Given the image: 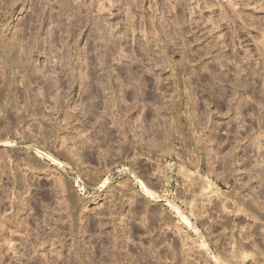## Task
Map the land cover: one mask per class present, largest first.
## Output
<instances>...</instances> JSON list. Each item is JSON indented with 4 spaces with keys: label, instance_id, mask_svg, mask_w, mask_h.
<instances>
[{
    "label": "rangeland",
    "instance_id": "374dc122",
    "mask_svg": "<svg viewBox=\"0 0 264 264\" xmlns=\"http://www.w3.org/2000/svg\"><path fill=\"white\" fill-rule=\"evenodd\" d=\"M221 263L264 264V0H0V264Z\"/></svg>",
    "mask_w": 264,
    "mask_h": 264
},
{
    "label": "bare ground",
    "instance_id": "6f19581e",
    "mask_svg": "<svg viewBox=\"0 0 264 264\" xmlns=\"http://www.w3.org/2000/svg\"><path fill=\"white\" fill-rule=\"evenodd\" d=\"M258 193V192H257ZM255 201H256V203H258V201H257V199H255ZM254 202V201H253ZM263 207V206H262ZM252 208V210H253V212H255V213H261V211L263 210V208H261L260 206H258L257 204L255 205V206H252L251 207ZM177 210V209H176ZM179 211V210H178ZM180 212V211H179ZM181 213V212H180ZM179 214V213H178ZM180 215V214H179ZM181 216V215H180ZM183 218L185 219V222L187 223V224H191V221L189 220V218L188 217H185L184 215H183ZM206 244V243H205ZM222 264V263H221ZM224 264V263H223Z\"/></svg>",
    "mask_w": 264,
    "mask_h": 264
}]
</instances>
